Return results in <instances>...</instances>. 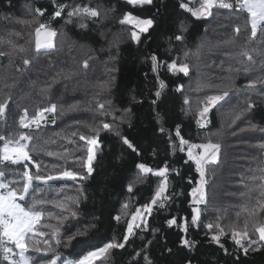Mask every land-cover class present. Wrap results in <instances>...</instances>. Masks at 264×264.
<instances>
[{"label": "trees", "instance_id": "1", "mask_svg": "<svg viewBox=\"0 0 264 264\" xmlns=\"http://www.w3.org/2000/svg\"><path fill=\"white\" fill-rule=\"evenodd\" d=\"M181 2L192 8L199 7V0H153L152 5L143 6L128 5L126 0H55V3L54 0H0V51L9 52L13 46L25 50L0 57V102L8 100L5 117L0 118V134L7 137L15 130L33 136L28 142L31 161L16 165L10 161L0 163V170L5 172V183L19 190L24 181V164L28 165L33 177L37 171L43 176L57 175L69 168L83 172L79 158H86V148L84 141H80L79 136L73 137L72 133L88 134L99 121H113L111 116H100L98 105L101 103L107 107L110 102L118 110L115 123L140 152L138 156L113 133L102 132L93 176L84 180L79 177L76 180H53L46 184L33 180L29 196L21 203H30L32 199L45 202L41 205L46 210L45 216L36 232L50 233L42 225L58 224L57 219L48 217V211L54 217L61 213L68 216L60 226L64 239L57 247V251L65 256L73 252L85 254L112 239L122 241L132 214L149 201L159 183L157 177L148 174L143 183H137L133 192L128 193L127 185L138 173L135 165L146 163L155 169L167 162L170 168L168 193L172 198L165 202L166 207L154 208L148 217V231L135 229L140 235L130 237L124 249L110 250L106 257L94 261V264H102L104 259L107 264H129L135 252L148 241H152L148 254L154 264H185L189 259L192 264H264V248L258 252L250 251L245 256L230 231L232 225L242 227L247 216L245 208L251 209L257 201L264 202V187H261L264 185V149L259 147L264 141V83L248 87L249 80L264 79V34L258 31V38H252L249 24L247 30L242 27L237 36L235 28L244 25L246 13L213 8L211 16L195 19L180 8ZM61 3L68 7L62 11L61 17L53 19L55 4ZM77 4L98 7L101 14L98 18L74 16L73 22L67 24V12ZM124 12L156 21V27L142 35L143 42L139 45L129 39L132 26L119 23ZM181 21L186 32L181 31ZM81 22L88 27L79 28L77 25ZM39 23L50 24L57 35L54 48L37 54L35 28ZM176 35H183L184 41L180 43L173 39L169 55L166 53L170 47L168 38ZM111 42H119L118 55L110 47ZM184 51L189 52L185 61L189 65V75L173 74L162 68L160 79L165 81L166 87L161 101H158L159 108H155L151 101L158 85L156 74L151 71L149 55L155 53L161 60L170 62L177 57L183 59ZM242 52L253 56L251 64L241 55ZM23 58L33 63L30 71L22 75L16 72V66L23 67ZM85 60L89 62L87 69L83 67ZM237 68L239 72L235 71ZM57 73L60 75L52 83V77ZM113 76L114 86L102 88L101 83ZM46 83L52 84L47 95L40 92ZM181 85L182 90L177 91ZM223 90L229 92L225 98L227 102L221 101L212 108L207 114V126L198 127L196 109L197 106L203 107L200 101L205 95L220 94ZM185 98L188 104L184 103ZM249 100L255 106L240 119H235ZM50 103L58 105L57 113L48 114L47 122L40 129L35 126L20 128L19 118L24 108L31 117L36 110ZM72 105L77 107L70 109ZM127 108L132 110L131 127L119 121ZM157 111L165 118V129H172L173 135L175 126L180 125L182 135L192 143H204L210 138L221 145L219 163L205 169L208 181L206 202L199 206L202 214L198 226L190 225L187 233L195 242L191 251L180 247V238L185 235L181 229L183 218L187 217L190 223V193L200 177L193 162L184 163L186 152L181 153L178 148L173 152L167 136L159 133ZM52 119L56 122L49 126ZM2 144L0 141V147ZM173 169L180 175L173 174ZM125 203L127 209L122 207ZM72 211L77 212L75 218L71 216ZM237 213H240L239 217ZM117 215L121 217L119 221L114 219ZM260 215L264 216V211ZM172 217L177 219V224L169 227L167 220ZM209 223L214 226L212 231L207 228ZM216 224L224 227L227 233L221 236L223 248L211 240L218 231ZM154 228L159 231L153 233L151 229ZM65 229L71 231L65 232ZM77 231L83 234L64 247L67 236ZM46 240L56 246V240L50 235L29 234L28 254L34 261L45 253H36L31 246L35 244L43 248ZM242 243L247 245L246 240ZM168 248L172 249L171 254L166 251ZM224 248L228 250L227 254ZM138 259L139 264H144L142 257Z\"/></svg>", "mask_w": 264, "mask_h": 264}, {"label": "snow or ice", "instance_id": "2", "mask_svg": "<svg viewBox=\"0 0 264 264\" xmlns=\"http://www.w3.org/2000/svg\"><path fill=\"white\" fill-rule=\"evenodd\" d=\"M55 3V0H54ZM126 3L131 6H143V5H152L153 0H126ZM180 8L186 10L191 14L195 19L207 18L212 15V9H228L234 10L239 14H247L245 18V23L243 26H237L235 28V33L237 36L241 33L242 27L247 30L248 25L250 24V34L252 38H258V31L261 34H264V0H199V7L192 8L189 7L187 3L181 2ZM68 7L65 4H55V10L52 13V18L61 17L62 11ZM40 15H43V12L39 9L36 10ZM100 11L98 7H90L88 5H74L71 7V10L67 12L68 19L66 20L67 24H71L72 17H78L83 19L87 18H98L100 16ZM25 23H36V21H25ZM121 25H131L132 30L130 31L129 39L139 45L142 43V35H146L150 32V29L156 27V21L154 18H140L137 15H134L131 12H124L122 18L119 20ZM81 29H86L88 25L86 23H79L77 25ZM43 30V31H42ZM181 31L186 32L187 28L184 26L183 21H181ZM37 40L35 44V49L37 54L40 49H51L54 48L53 38L56 37L57 32L54 30L50 24L39 23L38 27L35 28ZM19 35V33H16ZM43 35L46 39L42 43L39 37ZM104 34L101 33V36ZM173 39L176 42L183 43L184 36L176 35L174 38L169 37L168 43L170 45L169 49H166V53L170 55L171 43ZM264 44V42H262ZM110 47L116 50L117 55L119 54V42H111ZM256 49H253L255 51ZM25 50L22 47L13 46L9 52L0 51V57L11 56L17 52L23 53ZM242 56L247 58L249 64L253 62V56L248 52H242ZM189 57V52L184 51V58L180 59L179 57L168 60H161L155 53L150 54L148 59L151 62V71L156 74L155 79L157 82V89L154 92V99L151 103L155 108H159L158 101H161L163 90L166 87L165 81L160 79V70L166 68L168 72L173 74L183 73L185 76L189 75V65L185 61ZM33 61L28 58L22 59L23 67L19 65L16 66V72L20 74H25L30 71V66ZM83 67L87 69L89 67L88 60L83 62ZM116 69H112L115 71ZM235 71L239 72L240 69L237 68ZM244 71L247 73L248 69L245 68ZM60 74L57 73L56 76L52 77V83L56 82L57 77ZM147 75V74H145ZM115 77H111L109 81L102 82L101 87L105 89H110L114 86ZM258 83H264V79H252L248 81V87H255ZM52 84L46 83V86L40 89L42 94L47 95L51 88ZM183 86H179L176 90L181 91ZM229 96L227 90H223L220 94L216 95H205L204 99L200 101L203 104V107L197 106L198 118L196 119V124L200 128L207 126L208 119L207 114L214 108L219 102L225 101V98ZM135 102V97H133ZM185 104H188L187 98L184 101ZM254 103L246 101V106L241 109L235 116V119H240L245 115L249 110L254 107ZM8 107V100L5 99L4 102H0V118L5 117L6 109ZM58 105L56 103H50L49 106L39 108L35 113L29 117V112L27 108L23 109V115L19 118V126L22 129H32L35 126L36 129H40L43 124L48 120L47 114H56ZM77 106L72 105L70 109H75ZM98 111L100 116H111L113 118L112 122H104L103 120L99 121L95 126L91 127L88 134L73 132L72 136H79L80 141H84V147L86 148V158L81 156L79 159L81 161L83 172L73 171L70 168L65 169L62 172H59L57 175H48L43 176L37 174L35 177L30 173L27 164H24L23 177L24 181L22 187L17 190L12 188L10 184L5 183V172L0 170V258L4 261H7V264H94V261L100 260L107 256L110 250L114 249H124L125 246L129 243L130 237L140 235V232L148 231V217L152 215L154 208L157 210L164 209L166 207V201L171 200V195L168 193L169 189V174L170 168L167 162L164 163L163 167L152 168L146 163H138L135 167L138 169L136 176L130 180L127 185L128 193H132L135 185L137 183H143L144 179L147 178L148 174L155 176L159 179V183L156 185L153 195L150 197L147 203H144L136 208L135 212L131 216V220L127 222L125 233L123 234L122 241L118 242L115 239L110 240L105 243L102 247H95L92 250L87 251L85 254L80 255L79 253H71L69 256H65L61 252L57 251V247L61 245L64 237L60 233V226L64 224V221L68 219V216L63 215L62 213L57 216H53L51 211L47 212L49 218H55L58 220L57 225L45 223L42 225L43 228L49 229L50 233L45 231L36 232V227L42 221L45 216L46 210L41 207L45 202L42 200L32 199L30 203H21L26 201V198L29 196V191L33 187V180L40 181L42 183H48V181L53 180H64L71 179L76 180L79 177L81 180L87 179L93 176L96 172L94 161L97 158V152L100 150V134L102 132H111L117 136L128 149H131L138 156L140 155L139 150L133 144L127 136L123 135L119 130V124H116L117 119L116 112L117 109H114L110 102L106 107L105 104L101 103L98 105ZM191 109H189V112ZM186 112L185 114H189ZM131 108L124 110V113L119 117L121 124L127 123L131 127ZM156 121L159 125L158 131L160 134L167 136L169 146L173 149V152L178 148L181 153L186 152L187 159L184 161L185 164L193 162L195 165L196 172L199 174V181L197 186L191 189V219L190 223L187 217L183 218L184 223L182 226V232L185 233L184 236L180 238V247L186 248L191 251L195 247V242L188 238L187 233L190 225L198 226V222L201 218V209L199 205L206 202V186L208 184L206 177V166L219 163V153L221 145L219 143H214L209 138L207 142L204 143H192L189 139H186L181 132V126L176 125L174 129V135L172 129H165V118L156 112ZM55 124V119L51 121ZM255 127V125H251ZM243 131V129H241ZM18 137V138H17ZM33 140V136L26 134L24 132H15L13 130L10 136H5L0 134V141H3L2 147H0V161H10L11 164L16 165L20 164L23 161H31L32 156L28 151L29 144L28 142ZM178 141V143H177ZM261 149H264V141L259 144ZM154 154V153H153ZM51 155V153H49ZM37 170L39 165L36 166ZM172 173L179 176L180 172L173 169ZM255 179V177H253ZM15 183V181H13ZM191 183V180H189ZM264 187V185H261ZM63 207L62 205H58ZM78 207V201H77ZM123 208L127 209L128 204L125 203ZM247 216L243 221L242 227L232 225L230 227L231 236L235 244L239 246V249L243 251L244 255L247 256L248 253L258 252L264 248V216L260 215L261 211H264V202L257 201V204L251 209L245 208ZM77 215L76 211L71 212V216L75 218ZM240 213H237L239 217ZM115 220L119 221L121 217L117 215L114 217ZM169 227L177 224V219L172 217L167 220ZM94 226V225H93ZM207 228L212 231L214 226L209 223ZM215 228L218 231L211 236V240L214 241L217 245L223 248V244L220 243L221 236L226 235L224 227L220 224H216ZM135 229H140V232L135 231ZM71 231L70 229H65V232ZM153 233L159 231V229H151ZM251 233V234H250ZM29 234L46 236L50 235V238L56 240V246L50 244L47 240L44 242V247L41 248L38 245L33 244L32 250L36 253L44 252L45 256L41 257L38 260L34 261V258L29 255V243L27 238ZM80 231L73 233L72 235L67 236V243L63 246L68 247L71 245L72 240L76 239L77 236L82 235ZM141 239L143 237L141 236ZM246 240L247 245L242 243ZM152 241H148L147 244H144L143 247L136 251L133 257L131 258L129 264H139V259L141 258L144 261V264H154L152 258L148 254V246ZM11 245V246H9ZM166 251L171 254L172 249L168 248ZM224 252L227 254L228 250L224 248ZM50 254V255H48ZM15 259L14 257H17ZM76 257V258H71ZM102 264H107V260L104 259ZM185 264H192V260H187Z\"/></svg>", "mask_w": 264, "mask_h": 264}, {"label": "rangeland", "instance_id": "3", "mask_svg": "<svg viewBox=\"0 0 264 264\" xmlns=\"http://www.w3.org/2000/svg\"><path fill=\"white\" fill-rule=\"evenodd\" d=\"M42 31H43V30H42ZM54 38H55V37H54ZM54 38H53V44H54ZM39 39H40L41 42L43 43V42L45 41L46 38H45L43 35H41V36L39 37ZM36 40H37V36H36V32H35V44H36ZM35 44H34V47H35ZM35 50H36V49H35ZM42 50H48V49H43V48L40 49V51H42ZM47 115H48V114H47ZM207 124H208V123H207ZM1 162H4V161H0V163H1ZM23 162H24V161H23ZM201 204H203V203H201ZM201 204H200V205H201ZM200 205H199V206H200ZM129 220H131V218H130Z\"/></svg>", "mask_w": 264, "mask_h": 264}, {"label": "built area", "instance_id": "4", "mask_svg": "<svg viewBox=\"0 0 264 264\" xmlns=\"http://www.w3.org/2000/svg\"><path fill=\"white\" fill-rule=\"evenodd\" d=\"M48 125L49 126H52V125H54L52 122H49L48 123ZM9 246H11V245H9ZM15 259H18V256L17 257H14ZM0 264H7V261H4L2 258H0Z\"/></svg>", "mask_w": 264, "mask_h": 264}]
</instances>
